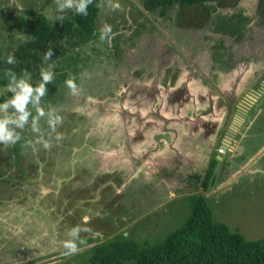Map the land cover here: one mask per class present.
<instances>
[{
    "label": "rangeland",
    "instance_id": "obj_1",
    "mask_svg": "<svg viewBox=\"0 0 264 264\" xmlns=\"http://www.w3.org/2000/svg\"><path fill=\"white\" fill-rule=\"evenodd\" d=\"M112 3L119 8L111 9ZM142 3L99 0L98 36L78 50L84 65L68 72L77 91L65 81L60 93L41 101L61 122L52 130L41 118L40 133L26 126L14 146L0 145V264H78L95 243L119 234L154 241L183 222L189 211L186 195L201 191L186 177L200 164L177 158L174 150L178 145L190 146L192 154L196 147L200 150L202 134L191 131L187 137L189 126L183 125L186 117L194 120L192 127L200 125L195 110L184 108L199 101L198 91L189 87L199 90L204 79L192 65L210 74L214 83L219 73L223 91L230 79L237 85L242 75L245 84L261 77L264 0H221L215 3L216 12L209 2L173 5L164 16L146 11ZM54 6L55 0H0L2 55L30 38L23 20L47 18ZM237 11L250 14L244 36H222L218 42L221 33L212 28L216 13L223 17ZM105 26L111 32L101 40ZM115 41L119 54L113 51ZM224 46L231 62L238 63L214 70L211 53ZM231 73L238 74L233 79ZM257 106L260 118L242 121L261 133L250 147V159L240 164L237 154L225 152L228 163H216L214 182L203 192L212 216L246 239L264 237V145L258 148L264 142V96L249 116ZM178 118L181 125L170 131ZM220 127L227 132L231 124ZM248 140L243 141L245 149ZM77 226L81 231L73 251L65 244ZM88 237L93 240L84 242Z\"/></svg>",
    "mask_w": 264,
    "mask_h": 264
},
{
    "label": "trees",
    "instance_id": "obj_2",
    "mask_svg": "<svg viewBox=\"0 0 264 264\" xmlns=\"http://www.w3.org/2000/svg\"><path fill=\"white\" fill-rule=\"evenodd\" d=\"M218 1L221 0H143L142 4L146 11L164 16L173 5L191 6L205 2L214 3L212 12H216L215 3ZM98 13L99 0H92L86 16L69 13L62 24H51L43 15L32 21L23 20L30 38L14 50L16 65L4 63L5 55H2L3 48L0 47V72L8 67L17 72L28 68L35 80L42 66L41 57L46 50L52 49L49 63L54 64L55 78L47 85L46 96L60 93V85L67 80L68 72L76 71L85 63L78 50L98 36L95 25ZM216 15L218 21L212 25L213 31L234 37L243 36L242 26L247 21L245 16ZM113 48L119 54L117 41ZM223 50L211 53L212 69H218V63L224 70L238 63L231 62L225 46ZM4 82L0 79L1 85ZM17 149L14 147V150ZM216 162L215 158L211 160L203 177L200 172L188 175L187 178H192L193 189L200 186L201 191L186 195L189 211L179 226L154 241H137L123 234L103 239L95 243L78 264H264V237L246 239L237 229H231L227 223L212 216L203 192L214 182ZM91 240L92 237L83 239L86 243Z\"/></svg>",
    "mask_w": 264,
    "mask_h": 264
},
{
    "label": "clouds",
    "instance_id": "obj_3",
    "mask_svg": "<svg viewBox=\"0 0 264 264\" xmlns=\"http://www.w3.org/2000/svg\"><path fill=\"white\" fill-rule=\"evenodd\" d=\"M91 2L92 0H55V6L47 12V18L51 24L54 22L62 24L69 13L86 16ZM110 7L115 10L119 8V4L112 3ZM110 32V26H105L100 39H107ZM52 55V49L44 52L41 57L42 66L39 69L38 78L35 80L28 68H22L17 72L14 68L8 67L0 72V79L5 81L0 86V145L5 147L14 146L21 140V132L26 126L30 127L32 132L40 133L39 122L41 118H46V122L52 130H55L61 122V118L53 110L46 111L41 106L42 98L47 93V85L55 78L54 64L49 63ZM4 63L16 65L17 60L14 52H9L4 57ZM66 86L73 93L77 91V86L72 79L66 80ZM256 92L252 96L255 100H259L264 96V87ZM261 94L262 96H260ZM36 142L40 143L41 141L38 139ZM44 147H47V144H44ZM217 147L218 145L215 149ZM80 231L81 228L78 226L71 228L68 232L71 239L65 244L66 248L75 250V241Z\"/></svg>",
    "mask_w": 264,
    "mask_h": 264
},
{
    "label": "crops",
    "instance_id": "obj_4",
    "mask_svg": "<svg viewBox=\"0 0 264 264\" xmlns=\"http://www.w3.org/2000/svg\"><path fill=\"white\" fill-rule=\"evenodd\" d=\"M192 67H193V69H196V71L200 70V75L202 74L204 79L194 78V79H201L200 80V88H199V90H196L193 87H189L190 88L189 91H192V90L198 91L199 101H196L195 104H189L190 106H184V108L187 107L189 109L192 108L195 110L194 113L198 114L200 116V119H196V121L200 120V125H198L197 128L192 127L195 124V122L192 118H189V117H186V122H185V124L183 123V125L189 126V130L187 132V137L191 136V134H190L191 131L193 132V134H196V135L202 134L201 142L198 144V145H200V144L201 145H200V150L196 147V154L190 153V146L180 147L178 145L177 146L178 148H176V147L174 148L175 152L177 153L176 157L182 160L186 156L187 162H190L192 164L199 163L200 165H194L195 169H194V171H192V173L193 172H200L201 173L211 163V160L213 158H215L214 153L218 154L216 152V149H215L216 145H220V144H224V143L228 142L229 147L226 148V152L229 151L230 154H233V155H236V154L242 155L243 154L242 156H239V157H238V155H236L235 160H236V162H239L240 164L242 162L243 163L246 162L248 159H250L249 156H251L250 155L251 154V148L250 147L254 146L256 139L259 137V135L261 133L259 131L254 132L251 129V127H250L251 130H250L249 127H245L246 125L243 126V123H242L243 118L238 119L236 117H235V120L233 118L234 122H233L232 126L230 127V130L228 129L227 132L223 131V128L220 127V125L222 123V124H224V126H226L227 123L230 122L231 114L229 115V104L227 103L225 97L221 98L220 96L216 95L218 92L217 90H221V92L223 93V90L220 88L219 82H218L220 80V74L218 73L215 75L216 78H214V79H217V80H216V83H214V82L210 81V78H209L210 74L206 75V73L202 72V69L197 68L196 65H192ZM196 71H195V73H196ZM237 74L238 73H235L233 75V73H231L228 76H229V78L233 77V79H234V78H236ZM191 76L192 75L189 74L186 77V79L189 80L188 85L190 84V80H191L190 77ZM228 76H226L225 78L223 77V78L228 79L227 78ZM238 77H240V76H238ZM235 82L236 81H233L232 79H230V84L225 86L226 87L225 91L228 94L233 93L234 95H237L242 90V88L246 85L244 75L241 76V80L237 85L235 84ZM215 88H217V89H215ZM233 88H235V89H233ZM205 93H206V95H204ZM256 93H258V92H256ZM223 95H225V94L223 93ZM214 98H215V100H213ZM204 99L208 100V102H206V104H205ZM258 101L259 100H255V98L253 96H251L249 98V102H245L246 106L240 105V106H236V107H238L244 111H245V109L250 110V108L252 106H254L255 104H257ZM180 109H181L180 111H183V108H180ZM231 109H232V106H231ZM220 112H222V113L220 114ZM260 115H261V108L259 106H257L256 110L250 116V120H253V122H255L257 119L260 118ZM250 120H249V122H250ZM203 121H206V122H203ZM223 121H226V122L224 123ZM181 122H182L181 119L178 118L175 121V125L173 126L172 129H170V131H173V130L177 131V128H178L177 126H180ZM231 123H232V121H231ZM200 128H202V130H201L202 132L200 131ZM203 133H205V135H203ZM245 139H249L248 141H250V143L246 149H245L244 143H243V141ZM193 140H195V137L193 138ZM176 141H177V143H179V139H176ZM263 145H264V142L260 141V145L258 146V148H262ZM193 146H195V145H192V147ZM171 149H173V144L171 145ZM254 153H252V154H254ZM197 155H200V158L198 157L199 159H195ZM223 155L224 154H222V156ZM175 158L173 159L172 164L176 163ZM217 158H218V156H217ZM189 174H190V172L187 173L186 177Z\"/></svg>",
    "mask_w": 264,
    "mask_h": 264
},
{
    "label": "flooded vegetation",
    "instance_id": "obj_5",
    "mask_svg": "<svg viewBox=\"0 0 264 264\" xmlns=\"http://www.w3.org/2000/svg\"><path fill=\"white\" fill-rule=\"evenodd\" d=\"M238 14H241L242 16H245L247 18V21L242 26V29L245 32V25L247 26L248 21L251 20V18L249 16L250 14L249 13H245L244 11H237V13H233V15H236V16H238ZM230 15H232V14H230ZM227 16H229V15H227ZM227 35L228 34L221 33L220 37L218 38V42L222 41L224 39L222 36H227ZM243 36H244V34H243ZM221 51H223V50H221ZM255 56L261 57L260 54L257 53V52L255 53ZM197 59L198 58H193V61L194 62H198ZM216 67L218 68L216 70L223 69L220 65H217ZM262 87H264V74L261 77H259V76L256 77V78L252 77L237 95H234L233 93L232 94H228L225 90L223 91V93L225 95H223L221 90H217L218 92H217L216 95L220 96L221 98L225 97L227 103L229 104V115L231 114V119H230V122H228L227 124H231V126H232V124L234 122L233 117H236L238 119L239 118H243L242 120H244L245 117H248V119H250V116L247 113L249 111V109L248 110L245 109V111H244V110H241L240 108H238L236 106H240V105L241 106H243V105L246 106L245 102H249V98L253 94H255L254 92H256L257 90H259ZM215 89H217V88H215ZM233 89H235V88H233ZM229 97H231V99H229ZM231 106H232V109H231ZM231 121H232V123H231ZM225 122L226 121H224V123ZM229 130H230V128H229ZM214 156H215V159H217L216 163L222 162V161L225 162V164L228 163L227 161L224 160V158H223L224 155L222 156V155H218V154L214 153ZM217 156H218L219 159L217 158ZM207 168H208V166L202 171V173H205V170Z\"/></svg>",
    "mask_w": 264,
    "mask_h": 264
},
{
    "label": "built area",
    "instance_id": "obj_6",
    "mask_svg": "<svg viewBox=\"0 0 264 264\" xmlns=\"http://www.w3.org/2000/svg\"><path fill=\"white\" fill-rule=\"evenodd\" d=\"M216 151H217V153H220V154L225 153L226 148H225L224 144L218 145V147L216 148Z\"/></svg>",
    "mask_w": 264,
    "mask_h": 264
},
{
    "label": "water",
    "instance_id": "obj_7",
    "mask_svg": "<svg viewBox=\"0 0 264 264\" xmlns=\"http://www.w3.org/2000/svg\"><path fill=\"white\" fill-rule=\"evenodd\" d=\"M224 146H225V148H228L229 147V143L228 142L227 143H224Z\"/></svg>",
    "mask_w": 264,
    "mask_h": 264
}]
</instances>
